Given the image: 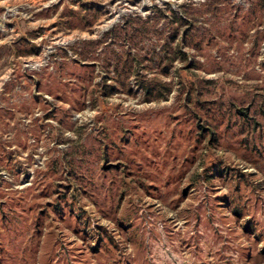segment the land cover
Here are the masks:
<instances>
[{
    "label": "rangeland",
    "instance_id": "obj_1",
    "mask_svg": "<svg viewBox=\"0 0 264 264\" xmlns=\"http://www.w3.org/2000/svg\"><path fill=\"white\" fill-rule=\"evenodd\" d=\"M0 264H264V0H0Z\"/></svg>",
    "mask_w": 264,
    "mask_h": 264
},
{
    "label": "trees",
    "instance_id": "obj_2",
    "mask_svg": "<svg viewBox=\"0 0 264 264\" xmlns=\"http://www.w3.org/2000/svg\"><path fill=\"white\" fill-rule=\"evenodd\" d=\"M141 86L145 89V92H147V93L150 92V89L148 88V86H143L142 84H141ZM239 113L246 115V110H239Z\"/></svg>",
    "mask_w": 264,
    "mask_h": 264
}]
</instances>
